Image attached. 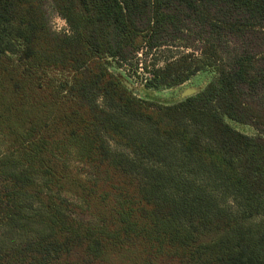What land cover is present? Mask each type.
<instances>
[{
	"label": "trees",
	"instance_id": "1",
	"mask_svg": "<svg viewBox=\"0 0 264 264\" xmlns=\"http://www.w3.org/2000/svg\"><path fill=\"white\" fill-rule=\"evenodd\" d=\"M50 1L0 0V264H264V0Z\"/></svg>",
	"mask_w": 264,
	"mask_h": 264
},
{
	"label": "rangeland",
	"instance_id": "2",
	"mask_svg": "<svg viewBox=\"0 0 264 264\" xmlns=\"http://www.w3.org/2000/svg\"><path fill=\"white\" fill-rule=\"evenodd\" d=\"M46 6L51 14V22L53 25V28L56 32H68V26L66 22L58 15H56L50 5V0H45ZM179 50V52L177 51ZM178 52V53H177ZM180 52H189V50L178 48V47H169V48H163L158 51L152 52L150 55L145 57L144 55H139V67H143V65L150 66L152 63H156L158 65H163L166 62V59L169 57L174 56L176 58ZM138 67V68H139ZM116 70V69H115ZM134 69H131V71H127L125 68L123 69H117L116 73L123 79L126 80L129 84H131L133 87L136 86V88H139L143 84V78L148 77V74H145L142 69L138 70L137 75L134 74ZM211 76L206 74H199L191 81L184 84L180 89H177L175 92L173 91H164L157 93V97L164 101H169L174 98L179 97L180 94L184 93L187 90H197L201 87H203L209 80ZM132 87V88H133ZM240 131L251 134L253 130L249 127H243V126H236Z\"/></svg>",
	"mask_w": 264,
	"mask_h": 264
},
{
	"label": "water",
	"instance_id": "3",
	"mask_svg": "<svg viewBox=\"0 0 264 264\" xmlns=\"http://www.w3.org/2000/svg\"><path fill=\"white\" fill-rule=\"evenodd\" d=\"M124 84L134 92V94L139 97V98H144L146 96H150L152 98H156L157 97V92H153L150 90H147L146 87L144 86V84H142L139 88L133 87L131 84H129L126 80H124ZM133 87V88H132ZM199 91V89L197 90H187L184 93L181 94V97H187V96H191L195 93H197Z\"/></svg>",
	"mask_w": 264,
	"mask_h": 264
},
{
	"label": "flooded vegetation",
	"instance_id": "4",
	"mask_svg": "<svg viewBox=\"0 0 264 264\" xmlns=\"http://www.w3.org/2000/svg\"><path fill=\"white\" fill-rule=\"evenodd\" d=\"M202 88V87H201ZM201 88H199V89H201ZM181 95V94H180Z\"/></svg>",
	"mask_w": 264,
	"mask_h": 264
}]
</instances>
